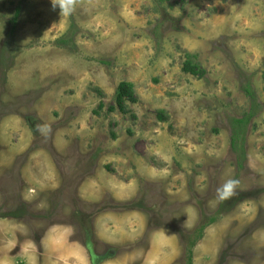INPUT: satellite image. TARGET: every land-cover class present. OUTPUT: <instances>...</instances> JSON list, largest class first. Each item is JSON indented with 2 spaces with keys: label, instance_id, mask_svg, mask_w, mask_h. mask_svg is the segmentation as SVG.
<instances>
[{
  "label": "rangeland",
  "instance_id": "obj_1",
  "mask_svg": "<svg viewBox=\"0 0 264 264\" xmlns=\"http://www.w3.org/2000/svg\"><path fill=\"white\" fill-rule=\"evenodd\" d=\"M9 233L13 264L164 247L264 264V0H0L6 249Z\"/></svg>",
  "mask_w": 264,
  "mask_h": 264
},
{
  "label": "crops",
  "instance_id": "obj_2",
  "mask_svg": "<svg viewBox=\"0 0 264 264\" xmlns=\"http://www.w3.org/2000/svg\"><path fill=\"white\" fill-rule=\"evenodd\" d=\"M9 235L11 236V241L13 243V246L10 247L8 245L9 249H6V247H4L0 242V264H13L14 257H16L17 255H19V257L25 256L23 251H24V248H27V246L26 247H23L22 245L20 246L16 238L17 236L16 233L14 234V236L11 235L10 233ZM260 242H264V237L261 238ZM67 244H68V240H67ZM67 244H66V247H67ZM263 247H264V244L260 245V248H263ZM168 248L169 247L159 248L156 253L151 252V256L148 257L149 262L145 264H170V262L172 261L170 259L172 258L173 255L169 254L168 258L165 257V260H163L161 256L163 253L160 255V251H159L161 249H168ZM79 259L82 260L81 258Z\"/></svg>",
  "mask_w": 264,
  "mask_h": 264
},
{
  "label": "trees",
  "instance_id": "obj_3",
  "mask_svg": "<svg viewBox=\"0 0 264 264\" xmlns=\"http://www.w3.org/2000/svg\"><path fill=\"white\" fill-rule=\"evenodd\" d=\"M183 71L185 73H189L194 76H202V74H204V71L201 70V68L197 64H194L190 59L185 62ZM128 96H129V99H132V101L135 102V100L133 99V85L129 83H123L119 86L118 95H117V105L119 106V109L121 111H125L126 100ZM159 118L161 121L166 120L163 114H161ZM240 123H243V122H240ZM192 256L193 255L191 251V253H189V264H193Z\"/></svg>",
  "mask_w": 264,
  "mask_h": 264
},
{
  "label": "clouds",
  "instance_id": "obj_4",
  "mask_svg": "<svg viewBox=\"0 0 264 264\" xmlns=\"http://www.w3.org/2000/svg\"><path fill=\"white\" fill-rule=\"evenodd\" d=\"M61 11H62V9H61Z\"/></svg>",
  "mask_w": 264,
  "mask_h": 264
}]
</instances>
